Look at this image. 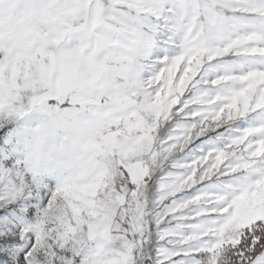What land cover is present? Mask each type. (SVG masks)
I'll return each mask as SVG.
<instances>
[{
    "label": "snow or ice",
    "instance_id": "1",
    "mask_svg": "<svg viewBox=\"0 0 264 264\" xmlns=\"http://www.w3.org/2000/svg\"><path fill=\"white\" fill-rule=\"evenodd\" d=\"M0 264H264V0H0Z\"/></svg>",
    "mask_w": 264,
    "mask_h": 264
}]
</instances>
